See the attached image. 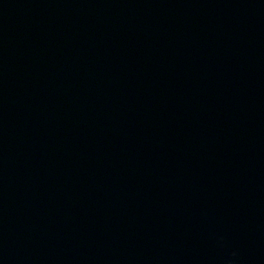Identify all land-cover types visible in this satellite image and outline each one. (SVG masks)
Masks as SVG:
<instances>
[{"label":"water","instance_id":"95a60500","mask_svg":"<svg viewBox=\"0 0 264 264\" xmlns=\"http://www.w3.org/2000/svg\"><path fill=\"white\" fill-rule=\"evenodd\" d=\"M0 264H264V0H0Z\"/></svg>","mask_w":264,"mask_h":264}]
</instances>
